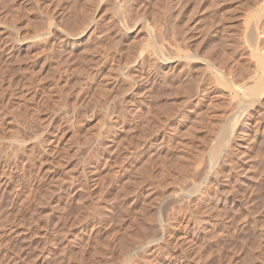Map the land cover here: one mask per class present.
<instances>
[{
    "label": "rangeland",
    "instance_id": "rangeland-1",
    "mask_svg": "<svg viewBox=\"0 0 264 264\" xmlns=\"http://www.w3.org/2000/svg\"><path fill=\"white\" fill-rule=\"evenodd\" d=\"M91 1L92 0H0V173L3 172V174H8V176H6V184L8 186L4 184L3 186L5 188L2 194L0 193V264H9L12 260L14 261V258H16V260L11 264H173L175 263L174 261H176V264H264V130L262 132L264 124H262L263 126L260 130L261 134L259 133L255 142L251 145L252 147L247 149V151L240 152L244 150L245 145H248V143L246 144L243 142L245 135L242 136L243 138L241 139L236 138L238 139V143L234 146V151L231 155L232 160L230 161L231 164L228 163L227 166L220 171L219 176L220 182H224L223 180H226L231 175L232 178H234L228 182L230 184L227 187L228 193L221 194L218 192L217 196L220 198L219 200L213 201L212 198L208 200L209 205L213 207V211L210 210V212H206V208H203L204 210L201 209L199 210L200 212H194L198 213V215L195 214L196 217H209V223L212 225L206 223L205 225L191 228V231L189 230L186 236L182 231L179 220H184L186 216H189L190 209L187 205V202H189L188 197H186V199L183 198L184 200L180 198V203L175 200L177 197H175L174 192L168 193V189H171L170 179L174 181L176 176L183 177L184 173H192L193 170H191L190 166H195L192 158L195 159L196 154L200 155V158L202 157L201 154H208V148L210 144L213 143L211 139L216 132V127H218L222 121L221 117H223V115L225 117V114L228 112H224V107L222 108L221 106V109L215 108L210 111L212 114L202 109L199 120L195 121L191 118H187L190 117L192 113H187V111H189L188 108H190V110L194 108L195 110V108L197 109L199 106L193 107V101L191 100L194 97L193 92L185 93L183 88L180 87L182 83L177 78H174L178 66L177 62L184 60L185 57L183 55L184 53H182L184 51V44L186 42L187 46H190L188 47L189 53L198 52L197 54L201 59H207L204 54L207 53L208 55V53H210L211 55L212 51H214V54L211 55L213 58L217 57L219 54L217 57L219 63L223 60V62L226 63V61L232 57V60L236 58L241 65L239 66L240 69L243 68L242 72L244 71L245 74H247L252 69V63L247 58L248 53H245L248 52V42H246V39L249 37L244 30L248 32V28L250 26L254 27L255 25L254 32L261 33L260 31H264V0H177V2L176 0H141L140 3H138L139 5L125 0V3H127V1L129 3L127 6L130 7V5H132L134 8L136 5V7L135 9L130 7L132 11L128 10L129 7H127L128 9L125 8L126 6L123 7V10L127 9L128 11L125 10L126 13L123 11L125 15L121 13L123 14L122 17L116 16L118 14L115 10L118 7L120 8L121 4L123 5V0H93L96 3L92 1L93 5ZM163 1H166V7ZM170 2L171 5L174 4L172 8H169V5H167ZM262 2L263 4L260 5ZM156 5L162 8V10ZM149 6H156L157 8ZM106 7L109 8L107 9ZM156 9H158V12H156ZM164 9L170 10L167 12V10L165 11ZM171 9L178 11L179 15H176L178 19L175 18V15L171 16ZM72 11L75 12L73 13ZM233 11L234 13H232ZM162 12L165 14L164 16ZM112 14L113 16H111ZM257 15L259 17L258 19ZM246 16L250 18H246ZM254 16H256L257 20H254ZM49 17L51 18L49 19ZM169 18H171V20ZM248 18L249 20L246 21L245 19ZM250 19L254 20H252L254 25H250ZM153 20L159 22L160 29L158 28V23L155 24V26L157 25V27H155L154 24L150 22ZM176 21H179L178 25L180 23V29H184V27L192 28V36L194 39L191 38L190 43L187 40L184 41L183 35H176L174 30H172L174 29L173 25ZM82 22H84V25ZM168 22L170 25H167ZM243 23L246 25L244 26ZM80 24H82L84 28ZM152 24L156 28L154 31ZM73 25L75 26L73 27ZM240 26L243 27L241 28ZM258 27L260 28L258 29ZM79 28L82 31H79ZM76 29L78 31V36L77 33H75ZM180 29L176 28V30ZM155 31L158 34L156 33L155 35ZM221 31L224 32L222 33ZM149 32L150 34H148ZM160 32H163V34ZM241 33L242 36L239 37L238 35H241ZM120 35L122 37H120ZM157 35L163 38H157ZM243 35L246 36H244L245 39L242 38ZM116 36L117 38H115ZM199 36L201 39L198 38ZM171 37V40H167V38ZM154 39L159 40V42ZM115 40L117 42H115ZM176 40H179V42H177L183 47V51L181 54L179 53V56L177 54L175 55L173 50V45ZM243 40L246 41L244 42ZM156 41L160 45L164 43L166 46L161 45L162 48L160 51L157 48L159 44ZM144 43H147L146 45L147 47L149 46V49L146 51L148 53L142 54L143 57L151 53L149 50H151L150 48L152 45L155 46L152 47V50L157 51L158 49V53L155 51V55H153L154 53L150 54L153 56L154 61H144L145 59L143 60V58L140 57L141 49H139V47ZM167 43L171 45H167ZM102 44L104 46L106 45L105 47L103 46L104 50L101 47ZM262 44L264 46V36H260L259 45L261 46ZM109 45H112L111 48ZM208 45L209 47H207ZM211 45L215 48L213 47L212 49ZM47 46L48 48H46ZM193 46H196V48ZM242 46L243 49L247 47L245 49L247 51H243ZM263 46L262 48H264ZM210 48L211 51L209 50ZM119 49H122L121 52ZM233 49H235V51H233ZM186 50L188 51L187 48H185V51ZM202 50L206 52L204 53ZM241 50L242 53L240 54L239 52ZM171 51L173 54L170 53ZM231 51H233L232 56L231 54L229 55ZM221 52L222 55L220 54ZM130 53L135 54L132 55L133 58L129 56L131 55ZM224 53H226V55H224ZM238 54L241 56H238ZM127 55L129 57H127ZM207 55L206 57L210 56ZM223 55L228 57L227 60ZM239 58L242 62L239 61ZM139 59L142 60L140 61ZM122 60H125V62ZM132 60H134L133 62H135L136 65H132ZM136 60H139L138 63ZM217 60H214V64L216 62L215 65H219ZM147 61L149 62L147 63ZM248 65L251 68L247 67ZM52 66H54V68ZM139 68L140 70H138ZM127 72L128 76H125ZM138 75L140 76L138 77ZM174 84L177 86H174ZM119 86L120 89L125 91L122 90V93L119 92ZM126 86L130 89L127 90ZM145 87L148 88L146 89ZM176 91L178 92L176 93ZM115 94H117L116 96L118 98L116 96L114 97ZM189 100H191L192 103H190L191 101ZM222 100L223 101L219 102L227 106L228 98L227 100L225 98ZM75 102L77 104H75ZM121 102H123V104ZM162 102H164L165 105ZM182 103L187 108H185ZM221 103H219V106ZM71 104L73 106H71ZM135 106H137V108ZM124 110L127 111L124 112ZM128 110H130L129 113ZM185 115H187V117ZM213 115L216 117L212 118ZM218 118H220V120H218ZM241 119L240 121H243L244 117H241ZM160 120L161 122H159ZM142 121L148 123L144 124ZM192 121H194V124L196 123L194 128L192 127L194 125ZM211 123H215L216 127L215 124L212 125ZM114 126H116L115 128L119 126V129L113 128ZM131 126L133 127L131 128ZM153 127L156 128L152 129ZM104 129L105 132L103 131ZM183 129L186 131L183 132ZM112 130L116 131L114 132L115 136L109 137L112 141L108 143V145H111L107 148L110 151L106 152L104 151L106 146H104L103 143L101 145L98 142L95 143L94 136H96L97 133L98 135L103 134L105 136L109 131H111L112 134ZM207 132H210V134ZM56 133L58 135H56ZM184 133L186 135H184ZM51 136H53L52 142L54 143L49 142V144L45 141V138ZM143 137L145 138V140L143 139L145 143L142 142V139L140 140V138ZM209 137L212 138L210 139ZM13 138H20L23 140L19 148L17 145L13 147ZM113 138L116 142L113 141ZM160 139H162V142H160ZM198 139L200 142H198ZM155 140L156 144L154 143ZM41 141H43V143ZM152 143H154V145H152ZM53 144H56L58 151L48 154L51 145L54 146ZM42 146L47 147V154L40 157L39 154L42 151ZM254 149H256V151H254ZM256 152L258 155H256ZM53 154L55 155L53 156ZM49 155H51L50 161L53 163L50 162L53 170L52 173H48V178H37L35 175L40 158H45L47 156L49 158ZM191 162L192 165H190ZM4 163L7 165H3ZM92 165H97V167L91 174L90 171L93 169ZM4 167L5 169L3 170ZM181 168L183 170L187 168L191 171L189 172V170L186 169L187 171L183 172ZM193 168L195 171V167L192 166V169ZM228 168L230 170L229 172H227ZM180 169L183 174L179 173ZM167 171L169 172L167 173ZM222 172L225 173L222 174ZM3 174H0V176ZM160 175H162V177H160ZM164 184L167 185L165 186ZM175 184L177 183L174 182V185ZM174 185H172V187ZM53 189L54 191H52ZM165 190L166 192H162ZM172 190L174 191V188ZM203 191L205 190L203 189ZM210 191H212L209 192L211 196L215 198V196H213V189ZM26 193L29 194L28 197H25ZM166 193L171 197L168 196L167 199H165ZM21 197L23 200L21 199L22 202L20 201L19 204L18 201ZM172 197L180 204L174 203V205ZM189 198L191 200L193 199V197ZM163 200L167 203H164ZM186 200L187 202L184 204L183 201ZM168 202L172 203L168 204ZM171 205L174 206V209H172L173 207ZM7 213L9 215H7ZM158 227L165 233V239L162 241L160 240L161 242L159 240H156L157 242L153 241L151 243L153 246L150 248H136V246L141 243L144 246L146 238L151 235L152 231L158 229ZM16 229H18L17 232L19 234L15 232ZM20 229L24 231L21 232ZM166 232H170L171 237L170 235L167 237ZM183 237H185V239H183ZM173 239H177L176 242L175 240L173 242ZM165 240H172L174 244H171V248L168 247V250L166 249L168 252L171 251L167 257L164 254L166 250L159 249V246L163 245Z\"/></svg>",
    "mask_w": 264,
    "mask_h": 264
},
{
    "label": "bare ground",
    "instance_id": "bare-ground-1",
    "mask_svg": "<svg viewBox=\"0 0 264 264\" xmlns=\"http://www.w3.org/2000/svg\"><path fill=\"white\" fill-rule=\"evenodd\" d=\"M72 1V0H71ZM93 1V0H92ZM91 1V2H92ZM95 1V0H94ZM93 1V2H94ZM106 1H109V0H106ZM124 1V2H123ZM122 1V3H123V5L121 4L120 5V8L118 7H116L117 9L115 10V12L118 14V15H116V16H121L122 17V15L124 14V12L123 11H125V10H127L128 8L127 7H129V6H127L129 3H128V1H127V3H125L126 1L125 0H123ZM129 1H131L132 3H136L137 5H139L138 3H140V1L141 0H129ZM161 1V0H160ZM167 1V0H166ZM166 1H163L164 3L166 2ZM214 1V0H213ZM227 1V0H226ZM246 1H248V0H246ZM262 1V0H261ZM58 2V1H57ZM93 2H92V5H93ZM99 2V1H98ZM103 2V1H102ZM150 2V1H149ZM176 2H177V0H176ZM176 2H175V4H176ZM225 2V1H224ZM240 2H242V1H240ZM245 2V1H244ZM75 3H76V1H75ZM82 3V2H81ZM95 3V2H94ZM104 3V2H103ZM110 3V2H109ZM109 3H107V4H109ZM144 3V2H143ZM159 3V2H158ZM173 3V2H172ZM212 3V2H211ZM217 3V2H216ZM215 3V4H216ZM248 3V2H247ZM3 4V3H2ZM65 4V3H64ZM96 4V3H95ZM106 4V3H105ZM134 4H133V6H134ZM149 4V3H148ZM152 4H153V2H152ZM178 4V3H177ZM237 4H239V3H237ZM241 4V3H240ZM263 4V2L260 4V5H262ZM71 5V4H70ZM81 5V4H80ZM79 5V6H80ZM85 5V4H84ZM141 5H143V4H141ZM150 5V4H149ZM167 5H169V8H172V6H174V4L173 5H171V2L169 3V4H167ZM73 6V5H72ZM86 6V5H85ZM115 6V5H114ZM126 6V7H125ZM147 6V5H146ZM146 6H144V7H146ZM157 6V5H156ZM156 6H154V7H156ZM160 6V5H159ZM202 6V5H201ZM238 6V5H237ZM244 6V5H243ZM264 6V5H263ZM60 7V6H59ZM82 7V6H81ZM123 7H125V8H127V9H124L123 10ZM130 7H132V5H130ZM130 7H129V9L128 10H131L130 9ZM135 7H136V5H135ZM135 7L133 8V9H135ZM149 7H153V6H149ZM153 7V8H154ZM158 7V6H157ZM156 7V8H157ZM165 7H166V3H165ZM168 7V6H167ZM182 7V6H181ZM248 7V6H247ZM58 8V7H57ZM70 8V7H69ZM107 8V7H106ZM109 8V7H108ZM107 8V9H108ZM111 8V7H110ZM159 9H161L162 10V8H160V7H158ZM177 8H180V7H177ZM183 8V7H182ZM212 8V7H211ZM229 8V7H228ZM235 8V7H234ZM241 8V7H240ZM246 8V7H245ZM79 9H81V8H79ZM78 9V10H79ZM82 9H83V7H82ZM85 9V8H84ZM92 9H94V8H92ZM105 9V8H104ZM103 9V10H104ZM115 9V8H114ZM137 9V8H136ZM73 10H74V8H73ZM102 10V11H103ZM127 10V11H128ZM144 10V9H143ZM150 10V9H149ZM152 10H154V9H152ZM158 9H156V12H158L157 11ZM165 10V9H164ZM164 10H163V12H164ZM167 10V9H166ZM165 10V11H166ZM170 10V9H169ZM169 10H167V12H169ZM172 10V15L171 16H173V15H175V18L176 19H178L177 17H176V15H179L178 14V11H176V10H173V9H171ZM179 10V9H178ZM232 10V9H231ZM255 10H258V9H255ZM264 10V9H263ZM59 11V10H58ZM61 11V10H60ZM82 11V10H81ZM86 11V10H85ZM107 11H114V10H107ZM132 11V10H131ZM235 11V10H234ZM234 11L232 12V13H234ZM252 11V10H251ZM71 12V11H70ZM69 12V13H70ZM73 12V11H72ZM75 12V11H74ZM73 12V13H74ZM111 12V13H112ZM130 12V11H129ZM137 12V11H136ZM140 12V11H139ZM138 12V13H139ZM150 12V11H149ZM154 12V11H153ZM163 12H162V14H163ZM180 12V11H179ZM254 12H256V11H254ZM59 13V12H58ZM78 13V12H77ZM79 13H80V10H79ZM85 13H87V12H85ZM90 13H91V11H90ZM100 13V12H99ZM102 13V12H101ZM121 13H123V14H121ZM125 13H126V11H125ZM128 13V12H127ZM155 13V12H154ZM170 13V14H171ZM218 13V12H217ZM216 13V14H217ZM225 13V12H224ZM228 13H230V12H228ZM238 13V12H237ZM248 13V12H247ZM257 13H259V12H257ZM52 14V13H51ZM84 14V13H83ZM96 14V13H95ZM159 14V13H158ZM161 14V13H160ZM161 14V15H162ZM204 14V13H203ZM249 14V13H248ZM56 15V14H55ZM60 15V14H59ZM108 15V14H107ZM125 15V14H124ZM130 15V14H129ZM165 14H163V16H164ZM169 15V14H168ZM188 15V14H187ZM220 15V14H219ZM236 15V14H235ZM253 15H254V13H253ZM256 15V14H255ZM261 15V14H260ZM47 16V15H46ZM111 16H113V14L111 15ZM110 16V17H111ZM132 16H133V14H132ZM139 16V15H138ZM155 16V15H154ZM153 16V17H154ZM157 16V15H156ZM202 16V15H201ZM224 16V15H223ZM75 17V16H74ZM76 17H77V15H76ZM84 17V16H83ZM115 17V16H114ZM127 17V16H126ZM146 17V16H145ZM153 17H152V19H153ZM158 17V16H157ZM247 17H249V16H246V18ZM250 17H251V15H250ZM249 17V18H250ZM255 18H254V20L256 19V16H254ZM47 18V17H46ZM51 17H49V19H50ZM60 18V17H59ZM91 18V17H90ZM108 18V17H107ZM117 18V17H116ZM124 18V17H123ZM155 18V17H154ZM159 18V17H158ZM166 18H167V15H166ZM174 18V19H175ZM182 18V17H181ZM195 18V17H194ZM212 18V17H211ZM232 18V17H231ZM230 18V19H231ZM249 18L248 19H245L246 21L247 20H249ZM253 18V17H252ZM259 17H258V15H257V19H258ZM264 18V17H263ZM57 19V18H56ZM73 19V18H72ZM71 19V20H72ZM77 19V18H76ZM104 19V18H103ZM115 19V18H114ZM125 19V18H124ZM129 19H131V18H129ZM132 19H134V18H132ZM135 19H136V17H135ZM151 19V20H152ZM156 19V18H155ZM168 19V18H167ZM170 20H171V18H169ZM190 19V18H189ZM198 19V18H197ZM210 19V18H209ZM216 19V18H215ZM233 19H235V18H233ZM256 19V20H257ZM62 20V19H61ZM79 20V19H78ZM99 20V19H98ZM118 20H120V19H118ZM156 20H158V19H156ZM191 20V19H190ZM194 20V19H193ZM207 20V19H206ZM251 20V19H250ZM253 20V19H252ZM251 20V23H250V25L251 24H253V21ZM260 20V19H259ZM76 21V20H75ZM81 21V20H80ZM86 21V20H85ZM94 21V20H93ZM128 21H130V20H128ZM154 21V22H153ZM153 21H150V22H152L153 24H154V26H155V24L156 23H158V28H159V22H155V20H153ZM169 21V20H168ZM173 21V20H172ZM222 21V20H221ZM73 22V21H72ZM79 22V21H78ZM124 22H125V20H124ZM141 22V21H140ZM145 22H146V20H145ZM164 22H165V20H164ZM167 22V21H166ZM174 22V21H173ZM178 22L179 21H176V23L173 25V27H174V29H172V30H174V32H175V34L177 35V34H179L180 36H182L183 35V39H184V41L185 40H187V41H189V43H190V41H191V38H193V36H192V28L190 27V28H188V27H184V29H180V23H179V25H178ZM201 22V21H200ZM208 22V21H207ZM206 22V23H207ZM216 22H217V19H216ZM74 23V22H73ZM80 23V22H79ZM84 22H82V24H83ZM95 23V22H94ZM105 23H107V22H105ZM114 23V22H113ZM116 23H118V22H116ZM229 23V22H228ZM258 23V22H257ZM78 24V23H77ZM82 24H80V25H82ZM111 24H112V22H111ZM153 24H152V26H153ZM214 24H215V22H214ZM218 24V23H217ZM242 24V23H241ZM248 24V23H247ZM256 24V23H255ZM72 25V24H71ZM79 25V26H80ZM84 25V24H83ZM82 25V26H83ZM115 25V24H114ZM113 25V26H114ZM117 25V24H116ZM131 25V24H130ZM140 25V24H139ZM167 25H170V23L168 22V24ZM179 27H178V26ZM195 25V24H194ZM201 25V24H200ZM204 25V24H203ZM218 25H220V24H218ZM243 25H244V23H243ZM246 25V24H245ZM244 25V26H245ZM254 25V24H253ZM257 25V24H256ZM263 25V24H262ZM75 25H73V27H74ZM106 26V25H105ZM112 26V27H113ZM135 26V25H134ZM142 26H143V23H142ZM153 26V27H154ZM193 26V25H192ZM216 26V25H215ZM234 26V25H233ZM261 26V25H260ZM46 27V26H45ZM110 27V26H109ZM109 27H107V28H109ZM119 27H121V26H119ZM152 27V28H153ZM155 27H157V25L155 26ZM154 27V29H153V31L154 30H156V28ZM166 27V26H165ZM197 27V26H196ZM217 27V26H216ZM223 27V26H222ZM241 28L243 27V26H240ZM249 27V26H248ZM254 27H256L255 25H254ZM254 27H249L248 28V32H246L245 30H244V32L245 33H247V36L249 37L248 39H246L245 41L246 42H248V44H247V47H248V52H245L246 54H247V58H248V60L252 63V69L250 70V72H248L249 71V69H248V73L247 74H245V72L243 73L242 72V70H243V68L242 69H240V67L239 66H241L240 64H239V62H238V60L236 59V58H234L233 60H232V58H229V60H227V56H224V55H226V53H224V58L226 57V63L225 62H223V61H221V63H219L218 61L219 60H217V57H218V55H217V57H215V58H213V56H211V55H213L214 53V51H212V54L210 55V53H208V55H210V56H208L207 55V53L206 54H204L205 55V58H207V59H204V58H202L201 59V57H199V55L196 53V52H193V53H189V48L188 47H190V46H187V44H186V42H185V44H184V48L183 47H181V44L180 43H178L179 42V40H176V42H175V44L173 45V50H174V53H175V55L177 54L178 56L181 54V52L182 53H184L183 55L185 56L184 57V60H182V61H178L177 62V64H178V66H177V70L175 71V74H174V78H177L182 84H180L181 86L180 87H182L183 88V91L185 92V93H188V92H193V95H194V97H193V99H191L192 101H193V107L194 106H199V108L197 107V109L195 108V110H194V108L193 109H191L190 110V108H188V110L189 111H187V113L188 112H192L191 114H190V117H187V115H185L187 118H191V119H193V120H199L200 119V116H201V113H202V109H203V111H205L206 110V112H209V113H211L210 111H212L213 109H215V108H220L221 109V106H222V108L224 109L223 111L224 112H227L226 114H225V117H224V115H223V117H221L222 119V121L220 122V124H219V126L218 127H216V124L215 123H217V122H215V123H213V124H215V127L217 128H215L216 129V132L214 133V135H213V138L212 137H209L211 140H212V142L213 143H209L210 144V146H209V148H208V154L207 155H203V154H201V158H200V155H198V154H196V152L198 151H196L195 152V159L194 158H192L194 161H193V164H195V166L194 165H192V162H191V164L190 165H192L193 167H195V171H194V168L192 169V166H190V168H191V170H193V172L192 173H190V174H188V172L187 173H184L183 174V172H185V171H187V170H189V169H187V168H185L184 170H183V172H181V169H180V171H179V173H182L183 174V177L181 176V174H180V176L181 177H179V176H176V175H174V176H176L177 178H178V180H177V178L175 177V180L173 181H171V179H170V184H171V189H168L169 190V194H170V192L172 193V192H174V194H175V197H177V199L175 198V200H177V201H179L180 203H181V199L182 200H184L183 198H185L186 199V197H188V200H189V202H187V200L186 201H183V203L185 204L186 202H187V205H188V208L190 209V213H189V216H186L185 218H184V220H179V224L182 226V231H183V233H185V235H186V233L191 229V228H194V227H198V226H202V225H205L206 223H208V224H211V223H209V220H208V218H206V217H196V215L195 214H197L198 215V213H194L195 211L196 212H200L199 210H201V209H203V208H206L205 210H207L206 212H210V210H212V206H210L209 205V199L210 198H212L213 199V201L215 200V201H217V200H219L220 198L217 196V193L218 192H220L221 194H226V193H228V191H227V187H228V185H230L228 182H230V180L231 179H234V178H232V175L231 176H229L226 180H223L224 182H220L219 181V176H220V171L221 170H223V168H225V166H227V164L228 163H230V161L232 160V158H231V155H232V153H233V151H234V146L236 145V143H238L237 141H238V139H236V138H243L242 136H244L245 135V138H243V142L244 143H248V145H245V147H244V150L243 151H240L241 153L242 152H244V151H247V149H249L250 147H252L251 145L255 142V139L257 138V136L259 135V133H260V130H261V127L263 126L262 124H264L263 122H264V48H262V46H263V44L260 46L259 45V43H260V36H264V31H260L261 33H256V32H254ZM262 27V26H261ZM78 28V27H77ZM83 28H84V26H83ZM83 28H81V29H83ZM92 28V27H91ZM117 28V27H116ZM115 28V29H116ZM122 28V27H121ZM127 28V27H126ZM129 28V27H128ZM139 28H141V27H139ZM157 28V29H158ZM176 28L178 29H180V30H176ZM211 28V27H210ZM209 28V29H210ZM260 27H258V29H259ZM46 29V28H45ZM74 29V28H73ZM103 29V28H102ZM146 29V28H145ZM160 29V28H159ZM164 29H166V28H164ZM205 29V28H204ZM204 29H202V30H204ZM208 29V30H209ZM244 29V28H243ZM79 31H82V30H80V28L78 29ZM91 30V29H90ZM100 30V29H99ZM144 30V29H143ZM162 30V29H161ZM169 30V29H168ZM199 30H200V27H199ZM218 30H219V28H218ZM221 30V29H220ZM241 30V29H240ZM247 30V29H246ZM104 31H107V30H104ZM103 31V32H104ZM113 31V30H112ZM121 31H122V29H121ZM120 31V32H121ZM159 31V30H158ZM212 31V30H211ZM256 31V30H255ZM39 32V31H38ZM41 32V31H40ZM73 32V31H72ZM118 32H119V28H118ZM128 32V31H127ZM144 32V31H143ZM204 32V31H203ZM216 32V31H215ZM222 32V31H221ZM220 32V33H221ZM224 32V31H223ZM222 32V33H223ZM242 32V31H241ZM243 32V33H244ZM68 33V32H67ZM71 33V32H70ZM75 33H77V36H78V31H77V29H76V32ZM74 33V34H75ZM145 33H146V31H145ZM144 33V34H145ZM156 31L154 32V34L156 35ZM161 34H163V32H160ZM198 33V32H197ZM240 33V32H239ZM244 33V34H245ZM111 34V33H110ZM136 34V33H135ZM148 34H150V32L148 33ZM158 34V33H157ZM161 34H159V35H161ZM199 34V33H198ZM205 34V33H204ZM227 34V33H226ZM230 34V33H229ZM228 34V35H229ZM260 34V35H259ZM67 35V34H66ZM111 35H113V34H111ZM126 35V34H125ZM142 35V34H141ZM151 35H152V33H151ZM154 35V36H155ZM171 35V34H170ZM200 35V34H199ZM71 36V35H70ZM72 36H73V34H72ZM76 36V35H75ZM99 36V35H98ZM133 36H134V34H133ZM158 36V35H157ZM156 36V37H157ZM163 36V35H162ZM166 36V35H165ZM164 36V37H165ZM167 36H168V34H167ZM233 36V35H232ZM239 37L240 36H242V33H241V35H238ZM244 36L245 35H243V37L242 38H244ZM120 37H122L121 35H120ZM137 37V36H136ZM141 37V36H140ZM146 37V36H145ZM155 37V38H156ZM201 37H202V35H201ZM234 37V36H233ZM232 37V38H233ZM246 37V36H245ZM115 38H117V36L115 37ZM124 38V37H123ZM138 38V37H137ZM157 38H163V37H160V36H158ZM198 38H200V36L198 37ZM203 38V37H202ZM205 38V37H204ZM62 39V38H61ZM114 39V38H113ZM131 39V38H130ZM136 39V38H135ZM134 39V40H135ZM140 39H144V38H140ZM152 39V38H151ZM168 39H172V37L171 38H167V40ZM174 39V38H173ZM182 39V38H181ZM182 39V40H183ZM194 39V38H193ZM201 39V38H200ZM212 39V38H211ZM223 39V38H222ZM245 39V38H244ZM51 40V39H50ZM72 40V39H71ZM83 40V39H82ZM117 40V39H116ZM115 40V42H117ZM132 40V39H131ZM154 40H157V39H154ZM161 40V39H160ZM167 40L165 39V41L167 42ZM169 40V41H170ZM175 40V39H174ZM204 40V39H203ZM234 40V39H233ZM34 41V40H33ZM106 41H107V39H106ZM114 41V40H113ZM122 41V40H121ZM143 41V40H142ZM158 42H159V40H157ZM156 41V42H157ZM163 41V40H162ZM164 41V42H165ZM209 41V40H208ZM238 41V40H237ZM241 41V40H240ZM244 41V40H243ZM244 41V42H245ZM66 42V41H65ZM70 42V41H69ZM90 42V41H89ZM92 42V41H91ZM114 42V43H115ZM134 42V41H133ZM136 42V41H135ZM138 42V41H137ZM157 42V43H158ZM161 42V41H160ZM193 42V41H192ZM202 42V41H201ZM215 42H217V41H215ZM44 43H45V41H44ZM72 43V42H71ZM93 43H95V42H93ZM99 43V42H98ZM118 43H119V41H118ZM121 43V42H120ZM124 43V42H123ZM126 43H128V42H126ZM149 43V42H148ZM154 43V42H153ZM156 43V44H157ZM172 43V42H171ZM188 43V44H189ZM194 43V42H193ZM192 43V44H193ZM220 43V42H219ZM48 44V43H47ZM100 44V43H99ZM109 44H110V42H109ZM112 44V43H111ZM129 44H130V42H129ZM136 44V43H135ZM147 44V43H146ZM145 43L142 45H140V47H139V49H141L140 50V57H142L143 58V60L144 61H146V60H153L154 61V59H153V56L152 55H150L151 53L153 54V55H155V51L156 50H152L153 48L152 47H155V46H153L152 45V47L150 48L151 50H149L151 53L146 57V56H142V54L143 53H148V52H146V51H148L147 49H149L148 47H147V45H146ZM159 44V43H158ZM169 43H167V45H168ZM199 44V43H198ZM211 44H212V42H211ZM215 44V43H214ZM230 44V43H229ZM241 44V43H240ZM243 44V43H242ZM113 45V44H112ZM111 45V46H112ZM115 45V44H114ZM127 45V44H126ZM132 45V44H131ZM137 45V44H136ZM138 45H139V43H138ZM149 45V44H148ZM160 45V44H159ZM159 45H157V48L161 51V45H165L166 46V44H164V43H162L160 46ZM169 45H171V44H169ZM194 45V44H193ZM206 45V44H205ZM213 45V44H212ZM211 45V46H212ZM223 45V44H222ZM227 45H228V43H227ZM68 46V45H67ZM76 46V45H75ZM97 46H98V44H97ZM103 44H102V48H103ZM106 46V45H105ZM104 46V47H105ZM110 46V45H109ZM108 46V47H109ZM111 46H110V48H111ZM116 46V45H115ZM159 46V47H158ZM192 46V45H191ZM220 46V45H219ZM233 46V45H232ZM246 46V45H245ZM49 47H50V45H49ZM58 47V46H57ZM70 47V46H69ZM126 47V46H125ZM134 47V46H133ZM172 47V46H171ZM194 47V46H193ZM192 47V48H193ZM207 47H209V45L207 46ZM213 47L214 46H212V49H213ZM228 47V46H227ZM235 47V46H234ZM239 47V46H238ZM246 47V48H247ZM264 47V46H263ZM41 48V47H40ZM46 48H48V46L46 47ZM59 48V47H58ZM91 48V47H90ZM94 48V47H93ZM97 48V47H96ZM119 48V47H118ZM129 48H131V47H129ZM182 48H183V50H182ZM185 48H187L188 49V51L186 50L185 51ZM194 48H196V46L194 47ZM200 48V47H199ZM204 48V47H203ZM215 48V47H214ZM223 48V47H222ZM245 48V47H244ZM245 48V49H246ZM92 49V48H91ZM90 49V50H91ZM108 49V48H107ZM117 49V48H116ZM124 49V48H123ZM127 49V48H126ZM136 49V48H135ZM137 49H138V46H137ZM138 49V50H139ZM158 49H157V53H158ZM171 49V48H170ZM191 49V48H190ZM237 49V48H236ZM245 49H243V46H242V50L244 51ZM62 50V49H61ZM84 50V49H83ZM88 50V49H87ZM94 50V49H93ZM96 50V49H95ZM98 50V49H97ZM103 50H104V48H103ZM120 50V49H119ZM122 50V49H121ZM121 50H120V52H121ZM132 50V49H131ZM205 50V49H204ZM210 51H211V48L209 49ZM231 50V49H230ZM242 50L239 52L240 54L242 53ZM48 51V50H47ZM72 51V50H71ZM99 51V50H98ZM109 51V50H108ZM126 51V50H125ZM128 51V50H127ZM209 51V52H210ZM216 51H218V50H216ZM216 51H215V55H216ZM220 51V50H219ZM233 51H235V49H233ZM233 51H231L230 53H229V55L231 54V56L233 55L232 54V52ZM245 51H247V50H245ZM48 52H50V51H48ZM89 52H91V51H89ZM96 52V51H95ZM115 52V51H114ZM163 52V51H162ZM202 52H204L203 50H202ZM206 52V51H205ZM204 52V53H205ZM228 52H229V50H228ZM33 53V52H32ZM36 53V52H35ZM41 53V52H40ZM98 53V52H97ZM136 53V52H135ZM168 53V52H167ZM170 53H172V51L170 52ZM180 53V54H179ZM234 53H237V52H234ZM245 53H244V55H245ZM82 54V53H81ZM125 54V53H124ZM128 54V53H127ZM131 54V53H130ZM134 53H132L131 55H129L130 57L133 55ZM137 54V53H136ZM139 54V53H138ZM165 54V53H164ZM173 54V53H172ZM201 54V53H200ZM221 55H222V52L220 53ZM228 54V53H227ZM240 54H238V56H241ZM31 55V54H30ZM89 55V54H88ZM102 55V54H101ZM104 55V54H103ZM119 55H120V53H119ZM118 55V56H119ZM123 55V54H122ZM135 55V54H134ZM206 55L208 56V57H206ZM50 56V55H49ZM68 56V55H67ZM81 56V55H80ZM84 56V55H83ZM96 56V55H95ZM128 55H127V57H129ZM152 56V57H151ZM177 56V57H178ZM223 56H222V58H223ZM235 56V55H234ZM124 57V56H123ZM155 57V56H154ZM181 57V56H180ZM204 57V56H203ZM44 58V57H43ZM95 58V57H94ZM132 58H133V56H132ZM135 58V57H134ZM219 58H221V57H219ZM223 58V59H224ZM238 58V57H237ZM241 58V57H240ZM240 58H239V61H241L240 60ZM46 59V58H45ZM57 59V58H56ZM79 59V58H78ZM91 59V58H90ZM114 59H116V58H114ZM118 59H120V58H118ZM125 59V58H124ZM127 59V58H126ZM131 59V58H130ZM136 59H137V57H136ZM183 59V58H182ZM231 59V60H230ZM61 60V59H60ZM60 60H59V62H60ZM135 60V59H134ZM134 60H132V62L134 61ZM140 60V59H139ZM138 60V61H139ZM142 60V59H141ZM140 60V61H141ZM180 60H181V58H180ZM214 60H217V62L219 63V65L217 64V65H215L216 64V62H215V64H214ZM222 60V59H221ZM52 61H54V60H52ZM87 61V60H86ZM95 61H97V60H95ZM122 61H124L125 62V60H122ZM126 61H129V60H126ZM131 61V60H130ZM137 61V60H136ZM138 61H137V63H138ZM245 61V60H244ZM43 62H45V61H43ZM56 62V61H55ZM93 62V61H92ZM132 62H130V63H132ZM149 61H147V63H148ZM160 62V61H159ZM175 62V61H174ZM242 62V61H241ZM51 63V62H50ZM94 63V62H93ZM101 63V62H100ZM130 63H129V65H130ZM143 63V62H142ZM157 63V62H156ZM247 63H249V62H247ZM58 64V63H57ZM116 64H118V63H116ZM173 64H175V63H173ZM243 64V63H242ZM48 65V64H47ZM55 65V64H54ZM132 65H136V63L135 62H133L132 63ZM139 65H140V63H139ZM150 65V64H149ZM159 65V64H158ZM56 66V65H55ZM66 66V65H65ZM76 66V65H75ZM115 66H117V65H115ZM49 67V66H48ZM53 68H54V66H52ZM123 67V66H122ZM121 67V68H122ZM160 67V66H159ZM247 67H250L249 65L247 66ZM82 68V67H81ZM125 68V67H124ZM132 68V67H131ZM251 68V67H250ZM56 69V68H55ZM117 69V68H116ZM120 69V68H119ZM134 69V68H133ZM136 69V68H135ZM144 69V68H143ZM247 69V68H246ZM245 69V70H246ZM81 70V69H80ZM126 70V69H125ZM124 70V71H125ZM137 70V69H136ZM138 70H140V68L138 69ZM54 71V70H53ZM79 71V70H78ZM88 71H90V70H88ZM121 71H122V69H121ZM128 71V70H127ZM132 71V70H131ZM142 71V70H141ZM158 71V70H157ZM156 71V72H157ZM107 72V71H106ZM161 72H163V71H161ZM76 73V72H75ZM78 73V72H77ZM88 73V72H87ZM103 73V72H102ZM124 73V72H123ZM134 73V72H133ZM132 73V74H133ZM58 74V73H57ZM143 74V73H142ZM169 74V73H168ZM131 75V74H130ZM134 75V74H133ZM132 75V76H133ZM141 75V74H140ZM140 75H138V77L140 76ZM166 75V74H165ZM106 76V75H105ZM125 76H128V72L126 73V75ZM131 76V77H132ZM142 76V75H141ZM51 77V76H50ZM62 77V76H61ZM102 77V76H101ZM104 77V76H103ZM122 77H124V76H122ZM156 77V76H155ZM166 77V76H165ZM120 78H121V76H120ZM124 78H126V77H124ZM141 78V77H140ZM139 78V79H140ZM151 78V77H150ZM77 79V78H76ZM85 79V78H84ZM99 79H101V78H99ZM104 79V78H103ZM119 79V78H118ZM123 79V78H122ZM144 79V78H143ZM78 80V79H77ZM161 80V79H160ZM171 80V79H170ZM174 80V79H173ZM177 80V81H178ZM58 81V80H57ZM85 81H87V80H85ZM98 81H100V80H98ZM148 81V80H147ZM163 81V80H162ZM165 81V80H164ZM169 81V80H168ZM178 81V82H179ZM101 82V81H100ZM119 82V81H118ZM139 82V81H138ZM151 82V81H150ZM177 82V83H178ZM96 83H98V82H96ZM114 83V82H113ZM167 83V82H166ZM169 83V82H168ZM176 83V84H177ZM80 84V83H79ZM103 84V83H102ZM106 84V83H105ZM118 84V83H117ZM132 84V83H131ZM176 84H174V86L176 85ZM114 85V84H113ZM130 85V84H129ZM172 85V84H171ZM177 85H179V84H177ZM176 85V86H177ZM83 86V85H82ZM101 86V85H100ZM111 86V85H110ZM123 86H125V85H123ZM131 86V85H130ZM149 86V85H148ZM88 87V86H87ZM99 87V86H98ZM102 87V86H101ZM132 87V86H131ZM162 87V86H161ZM166 87V86H165ZM164 87V88H165ZM171 87V86H170ZM179 87V88H180ZM89 88V87H88ZM87 88V89H88ZM91 88V87H90ZM116 88V87H115ZM124 88V87H123ZM126 88H127V86H126ZM146 88V87H145ZM148 88V87H147ZM146 88V89H147ZM118 89H120V86H119V88ZM130 89V88H129ZM128 88H127V90H129ZM168 89H170V88H168ZM100 90H102V89H100ZM106 90V89H105ZM123 89H120V91L119 92H121ZM166 90V89H165ZM175 90V89H174ZM98 91V90H97ZM96 91V92H97ZM123 91H125V90H123ZM139 91V90H138ZM61 92V91H60ZM59 92V93H60ZM95 92V91H94ZM116 92V91H115ZM159 92V91H158ZM178 91H176V93H177ZM117 93V92H116ZM122 93V92H121ZM170 93V92H169ZM85 94V93H84ZM98 94V93H97ZM100 94V93H99ZM107 94V93H106ZM135 94V93H134ZM173 94V93H172ZM174 94H175V92H174ZM173 94V95H174ZM179 94V93H178ZM117 94H115L114 95V97L116 96ZM120 95V94H119ZM122 95V94H121ZM146 95V94H145ZM176 95V94H175ZM187 95V94H186ZM63 96V95H62ZM84 96V95H83ZM149 96V95H148ZM177 96V95H176ZM93 97H95V96H93ZM117 97V96H116ZM181 97V96H180ZM188 97V96H187ZM190 97H191V95H190ZM189 97V98H190ZM85 98V97H84ZM101 98V97H100ZM106 98V97H105ZM118 98V97H117ZM183 98V97H182ZM223 98H225L226 100H227V98H228V103L226 104L227 106H225V105H223L221 102H219V101H223L222 99ZM58 99V98H57ZM83 99V98H82ZM126 99V98H125ZM138 99V98H137ZM219 99H221V100H219ZM75 100H77V99H75ZM81 100V99H80ZM103 100H105V99H103ZM117 100H120V99H117ZM123 100V99H122ZM128 100V99H127ZM191 100H189V101H191ZM72 101H73V99H72ZM79 101V100H78ZM87 101H89V100H87ZM132 101H134V100H132ZM141 101V100H140ZM163 101V100H162ZM171 101V100H170ZM183 101V100H182ZM185 101V100H184ZM192 101L190 102V103H192ZM195 101V102H194ZM85 102H86V100H85ZM108 102V101H107ZM129 102V101H128ZM90 103V102H89ZM104 103V102H103ZM106 103V102H105ZM122 104H123V102H121ZM134 103V102H133ZM137 103V102H136ZM163 104H164V102H162ZM171 103V102H170ZM219 103H221L220 104V106H219ZM60 104V103H59ZM73 104V103H72ZM71 104V106H73ZM75 104H77L76 102H75ZM85 104V103H84ZM114 104V103H113ZM140 104V103H139ZM143 104V103H142ZM183 104V103H182ZM89 105V104H88ZM93 105V104H92ZM99 105V104H98ZM105 105V104H104ZM146 105H147V103H146ZM150 105V104H149ZM165 105V104H164ZM184 105V104H183ZM182 105V106H183ZM118 106H121V105H118ZM185 106V105H184ZM192 106V105H191ZM219 106V107H218ZM104 107V106H103ZM113 107V106H112ZM136 108H137V106H135ZM134 107V108H135ZM154 107V106H153ZM176 107V106H175ZM122 108V107H121ZM159 108V107H158ZM157 108V109H158ZM179 108V107H178ZM185 108H187L186 106H185ZM225 108H227V109H225ZM61 109V108H60ZM76 109V108H75ZM109 109H110V107H109ZM123 109V108H122ZM171 109V108H170ZM132 110V109H131ZM146 110V109H145ZM164 110H165V108H164ZM226 110V111H225ZM125 111H127V110H124V112ZM129 111L130 110H128V113H129ZM136 111V110H135ZM174 111V110H173ZM179 111V110H178ZM76 112V111H75ZM80 112V111H79ZM104 112V111H103ZM145 112V111H144ZM147 112H148V110H147ZM169 112H170V110H169ZM177 112V111H176ZM220 112H222V111H220ZM68 113V112H67ZM69 113H70V111H69ZM110 113V112H109ZM127 113V114H128ZM136 113V112H135ZM162 113V112H161ZM182 113V112H181ZM186 113V114H187ZM216 113V112H215ZM65 114V113H64ZM75 114V113H74ZM151 114V113H150ZM182 114H184V113H182ZM189 114V113H188ZM212 114V113H211ZM218 114V113H217ZM220 114V113H219ZM143 115V114H142ZM146 115V114H145ZM166 115V114H165ZM164 115V116H165ZM175 115V114H174ZM181 115V114H180ZM210 115V114H209ZM209 115H208V117H209ZM81 116V115H80ZM102 116V115H101ZM122 116V115H121ZM130 116V115H129ZM132 116V115H131ZM171 116V115H170ZM219 116V115H218ZM89 117V116H88ZM150 117V116H149ZM173 117V116H172ZM214 117H216V116H214L213 115V117L212 118H214ZM241 117L243 118L244 117V120L243 121H240V120H242L241 119ZM70 118V117H69ZM210 118V117H209ZM87 119H89V118H87ZM97 119V118H96ZM133 119V118H132ZM131 119V120H132ZM149 119V118H148ZM152 119V118H151ZM176 119V118H175ZM188 119V120H189ZM206 119V118H205ZM224 119V120H223ZM50 120V119H49ZM130 120V121H131ZM136 120V119H135ZM162 120V119H161ZM161 120L159 121V122H161ZM210 120V119H209ZM218 120H220V118H218ZM79 121V120H78ZM164 121V120H163ZM206 121V120H205ZM204 121V122H205ZM215 121V120H214ZM72 122V121H71ZM134 122V121H133ZM143 122V121H142ZM193 122V124H194V121H192ZM198 122V121H197ZM213 122V121H212ZM219 122V121H218ZM77 123V122H76ZM144 123V122H143ZM148 123V122H147ZM147 123H144V124H147ZM154 123V122H153ZM164 123H166V122H164ZM169 123V122H168ZM172 123V122H171ZM191 123V122H190ZM199 123V122H198ZM206 123V122H205ZM209 123V122H208ZM58 124V123H57ZM141 124V123H140ZM139 124V125H140ZM167 124V123H166ZM196 124V123H195ZM195 124L192 126L193 128H194V126H195ZM210 124V123H209ZM212 124V123H211ZM212 124V125H213ZM218 124V123H217ZM99 125V124H98ZM102 125V124H101ZM101 125H100V127H101ZM141 125H143V124H141ZM153 125V124H152ZM157 125V124H156ZM171 125V124H170ZM205 125V124H204ZM211 125V126H212ZM31 126V125H30ZM62 126V125H61ZM145 126V125H144ZM147 126V125H146ZM206 126V125H205ZM108 127V126H107ZM106 127V128H107ZM116 126H114L113 128H115ZM119 127V126H118ZM117 127V128H118ZM127 127V126H126ZM133 126H131V128H132ZM162 127V126H161ZM160 127V128H161ZM173 127V126H172ZM214 127V126H213ZM33 128V127H32ZM57 128V127H56ZM55 128V129H56ZM102 128V127H101ZM117 128H115V129H117ZM128 128H130V127H128ZM140 128V127H139ZM154 128H156V127H153L152 129H154ZM159 128V127H158ZM157 128V129H158ZM168 128V127H167ZM212 128V127H211ZM210 128V129H211ZM54 129V130H55ZM100 129V128H99ZM119 129V128H118ZM146 129V128H145ZM165 129V128H164ZM190 129H192V128H190ZM77 130V129H76ZM109 130V129H108ZM132 130V129H131ZM160 130V129H159ZM169 130V129H168ZM184 130V129H183ZM182 130V131H183ZM187 130H188V128H187ZM195 130H196V128H195ZM263 130H264V127L262 128V132H263ZM35 131V130H34ZM83 131V130H82ZM104 132H105V129L103 130ZM120 131H121V129H120ZM130 131V130H129ZM136 131V130H135ZM139 131H141V130H139ZM147 131V130H146ZM156 131V130H155ZM158 131V130H157ZM171 131V130H170ZM186 130H184L183 132H185ZM190 131V130H189ZM213 131V130H212ZM62 132V131H61ZM74 132V131H73ZM86 132V131H85ZM99 132V131H98ZM100 132H101V130H100ZM112 134H111V131H109L108 132V134H105V136L102 134V135H98V133H97V135L96 136H94V142L95 143H100V145L103 143V145L104 146H106V148H104V151H106V152H108V151H110L109 149H107V148H109L111 145H108V143H110L112 140H110L109 139V137H111V136H115L114 135V132H116V131H113L112 130ZM152 132H154V131H152ZM180 132V131H179ZM188 132V131H187ZM186 132V133H187ZM204 132V131H203ZM211 132V131H210ZM210 132H207V133H209L210 134ZM52 133V132H51ZM55 133V132H54ZM103 133V132H102ZM137 133V132H136ZM144 133H145V131H144ZM143 133V134H144ZM170 133H173V132H170ZM195 133V132H194ZM206 133V134H207ZM75 134V133H74ZM79 134V133H78ZM101 134V133H100ZM111 134V135H110ZM147 134V133H146ZM183 134V133H182ZM193 134V133H192ZM261 134V133H260ZM56 135H58L57 133H56ZM89 135V134H88ZM139 135V134H138ZM163 135V134H162ZM184 135H186L185 133H184ZM194 135V134H193ZM62 136V135H61ZM71 136V135H70ZM89 136H91V135H89ZM88 136V137H89ZM129 136V135H128ZM147 136H149V135H147ZM173 136V135H172ZM191 136V135H190ZM24 137V136H23ZM52 137L53 136H51V137H49V138H45V141L47 142V143H51L52 142ZM55 137V136H54ZM92 137V136H91ZM136 137V136H135ZM163 137V136H162ZM161 137V138H162ZM168 137V136H167ZM170 137V136H169ZM176 137V136H175ZM186 137V136H185ZM184 137V138H185ZM22 138V137H21ZM86 138V137H85ZM115 138V137H114ZM113 138V139H114ZM128 138V137H127ZM134 138V137H133ZM147 138V137H146ZM148 138H150V137H148ZM170 138H172V137H170ZM190 138V137H189ZM205 138L207 139V137L205 136ZM208 138V139H209ZM12 139V138H11ZM92 139V138H91ZM117 139V138H116ZM142 139V142H143V139L145 140V138L143 137V138H140V140ZM163 139V138H162ZM162 139H160L161 141L160 142H162ZM169 139V138H168ZM194 139V138H193ZM192 139V140H193ZM86 140V139H85ZM118 140V139H117ZM127 140V139H126ZM139 140V139H138ZM137 140V141H138ZM147 140V139H146ZM154 140V139H153ZM175 140V139H174ZM191 140V139H190ZM189 140V141H190ZM44 141V140H43ZM43 141H41L42 143H43ZM90 141V140H89ZM92 141H93V139H92ZM103 141V142H102ZM113 141H115L116 142V140L114 139ZM129 141V140H128ZM157 141H158V139H157ZM170 141V140H169ZM182 141V140H181ZM22 142H23V140L22 139H18V138H13V140H12V143L14 144L13 145V147H15V145H17V147L19 148V146L20 145H22ZM45 142V143H46ZM121 142V141H120ZM142 142H141V145H142ZM159 142V143H160ZM196 142V141H195ZM198 142H200V140L198 139ZM202 142V141H201ZM49 143V144H50ZM52 143H54V142H52ZM91 143V142H90ZM93 143V142H92ZM94 143V144H95ZM134 143V142H133ZM143 143H145V141L143 142ZM154 143L156 144V140L154 141ZM154 143H152V145H154ZM182 143V142H181ZM183 143H185V142H183ZM186 143H188V142H186ZM190 143V142H189ZM203 143V142H202ZM257 143V142H256ZM120 144V143H119ZM124 144V143H123ZM130 144H132V143H130ZM130 144H128V145H130ZM140 144V143H139ZM151 144V143H150ZM200 144V143H199ZM48 145V144H47ZM54 145V144H53ZM79 145V144H78ZM82 145V144H81ZM99 145V144H98ZM115 145V144H114ZM125 145V144H124ZM124 145H122V146H124ZM141 145H140V147H141ZM145 145V144H144ZM161 145V144H160ZM258 145V144H257ZM121 146V145H120ZM137 146V145H136ZM180 146V145H179ZM48 147H50V146H48ZM76 147V146H75ZM83 147V146H82ZM87 147V146H86ZM132 147V146H131ZM149 147V146H148ZM10 148V147H9ZM46 148L47 147H43L42 146V151L40 152V157L43 155V156H45V154H47L46 153ZM89 148V147H88ZM133 148V147H132ZM136 148V147H135ZM142 148V147H141ZM144 148V147H143ZM150 148V147H149ZM181 148V147H180ZM11 149H13V148H11ZM17 149V148H16ZM22 149V148H21ZM123 149V148H122ZM145 149V148H144ZM143 149V150H144ZM257 149V148H256ZM256 149H254V151H256ZM126 150V149H125ZM130 150V149H129ZM173 150V149H172ZM179 150V149H178ZM58 151V149H57V146H56V144L54 145V146H52L51 145V148L49 149V152H48V150H47V152H48V154L49 153H56ZM181 151V150H180ZM188 151V150H187ZM20 152V151H19ZM33 152V151H32ZM60 152V151H59ZM155 152V151H154ZM183 152V151H182ZM199 152V151H198ZM197 152V153H198ZM130 153V152H129ZM255 153V152H254ZM77 154V153H76ZM253 154V153H252ZM52 155V154H51ZM51 155H49L50 157L48 158V156L47 157H43V158H40V160H39V162H38V165H37V169H36V177L37 178H41V177H43V178H45V177H47L48 178V173L50 172V173H52V165H50L52 162L50 161V159H51ZM55 154H53V156H54ZM60 155V154H59ZM179 155H180V152H179ZM191 155V154H190ZM198 155V156H197ZM256 155H258L257 154V152H256ZM8 156V155H7ZM25 156V155H24ZM53 156H52V158H53ZM96 156V155H95ZM187 156V155H186ZM194 156V155H193ZM13 157V156H12ZM63 157V156H62ZM91 157V156H90ZM192 157V156H191ZM190 157V158H191ZM11 158V157H10ZM18 158V157H17ZM60 158H61V156H60ZM95 158V157H94ZM145 158H147V157H145ZM174 158V157H173ZM183 158V157H182ZM186 158V157H185ZM75 159H77V158H75ZM88 159V158H87ZM175 159V158H174ZM176 159H177V157H176ZM187 159V158H186ZM192 159H190V160H192ZM250 159V158H249ZM10 160V159H9ZM20 160V159H19ZM34 160V159H33ZM53 160H54V158H53ZM142 160H144V159H142ZM146 160V159H145ZM183 160H185V159H183ZM4 161V160H3ZM55 161H57V160H55ZM54 161V162H55ZM67 161V160H66ZM147 161V160H146ZM175 161V160H174ZM188 161V160H187ZM7 162V161H6ZM51 162V163H50ZM181 162V161H180ZM190 162V161H189ZM59 163V162H58ZM163 163V162H162ZM182 163V162H181ZM53 164V163H52ZM144 164H146V163H144ZM187 164V163H186ZM231 164V163H230ZM239 164V163H238ZM3 165H7V164H3ZM34 165V164H33ZM91 165V164H90ZM175 165V164H174ZM235 165V164H234ZM17 166V165H16ZM47 166V167H46ZM54 166V165H53ZM58 166V165H57ZM93 166V171L91 170L90 171V173L92 174L94 171H95V168L97 167V165H92ZM163 166H165V165H163ZM178 166V165H177ZM3 167V166H2ZM2 167H1V169H2ZM7 167V166H6ZM59 167V166H58ZM80 167V166H79ZM175 167V166H174ZM181 167H183V166H181ZM188 167V166H187ZM237 167V166H236ZM145 168V167H144ZM162 168V167H161ZM173 168V167H172ZM177 168V167H176ZM5 169V167L3 168V170ZM8 169V168H7ZM175 169V168H174ZM187 169V170H186ZM236 169V168H235ZM2 170V171H3ZM10 170V169H9ZM8 170V171H9ZM68 170V169H67ZM191 170H189V172L191 171ZM245 170V169H244ZM65 171V170H64ZM150 171V170H149ZM178 171V170H177ZM176 171V172H177ZM230 170H229V168H228V170H227V172H229ZM0 172H1V170H0ZM6 172V171H5ZM142 172V171H141ZM160 172H161V170H160ZM166 172V171H165ZM169 171H167V173H168ZM226 172V171H225ZM225 172H222V174L223 173H225ZM7 173V172H6ZM76 173V172H75ZM96 173V172H95ZM149 173H151V172H149ZM163 173V172H162ZM178 173V172H177ZM178 173V174H179ZM234 173V172H233ZM232 173V174H233ZM0 174H3V172L2 173H0ZM9 174H10V172H9ZM63 174V173H62ZM80 174V173H79ZM159 174V173H158ZM175 174V173H174ZM177 174V175H178ZM227 174V173H226ZM237 174V173H236ZM83 175V174H82ZM6 176H8V174H3L2 176H0V193L2 194V192H3V189L5 188L3 185L4 184H6ZM51 176H52V174H51ZM74 176V175H73ZM81 176V175H80ZM143 176H144V173H143ZM148 176V175H147ZM227 176H228V174H227ZM57 177V176H56ZM82 177V176H81ZM160 177H162V175H160ZM167 177H168V175H167ZM171 177V176H170ZM64 178V177H63ZM90 178V177H89ZM149 178V177H148ZM151 178V177H150ZM65 179V178H64ZM84 179V178H83ZM173 179V178H172ZM59 180V179H58ZM58 180H56V181H58ZM39 181V180H38ZM69 181V180H68ZM143 181H144V179H143ZM17 182V181H16ZM43 182V181H42ZM81 182H82V180H81ZM172 182H173V184H172ZM174 182L175 183H177V184H175L174 185ZM70 184V183H69ZM170 184H169V187H170ZM7 185V184H6ZM52 185H54V184H52ZM74 185H76V184H74ZM95 185H96V183H95ZM161 185V184H160ZM165 186L167 185V184H164ZM163 185V186H164ZM172 185H174L173 187H172ZM8 186V185H7ZM49 186V185H48ZM56 186V185H55ZM78 186V185H77ZM19 187V186H18ZM162 187V186H161ZM205 187V188H204ZM32 188V187H31ZM50 188V187H49ZM163 188V187H162ZM174 188V191L172 190ZM233 188V187H232ZM231 188V189H232ZM16 189H17V187H16ZM203 189L205 190V191H203ZM213 189V196H215V198L214 197H212L211 196V194L209 193V192H212V191H210V190H212ZM230 189V188H229ZM47 190V189H46ZM170 190H172V191H170ZM23 191V190H22ZM52 191H54V189L52 190ZM227 191V192H226ZM24 192V191H23ZM29 192V191H28ZM36 192V191H35ZM45 192V191H44ZM162 192H166V190L165 191H162ZM16 193V192H15ZM50 193V192H49ZM168 193H166V198L165 199H167V197L168 196H170ZM0 194V195H1ZM17 194V193H16ZM45 194H46V192H45ZM47 194H48V192H47ZM164 194V193H163ZM26 196L25 197H28L29 196V194L28 193H26L25 194ZM243 195V194H242ZM16 196V195H15ZM24 196V195H23ZM31 196V195H30ZM46 196V195H45ZM210 196V197H209ZM244 196V195H243ZM24 197V198H25ZM164 197V196H163ZM171 197V196H170ZM189 197H193V199L191 200ZM209 197V198H208ZM225 197V196H224ZM233 197V196H232ZM18 198V197H17ZM173 198V197H172ZM181 198V199H180ZM15 199V198H14ZM23 200V198L21 197V198H19V201H18V203L21 201L22 202V200ZM169 199V198H168ZM225 199V198H224ZM223 199V200H224ZM173 200H174V198H173ZM173 201V204L175 203H179V202H177V201ZM191 200V201H190ZM16 201H17V199H16ZM25 201V200H24ZM171 201H172V199H171ZM3 202V201H2ZM163 202H164V200H163ZM166 202V201H165ZM164 202V203H165ZM17 203V204H18ZM167 203V202H166ZM170 202H168V204H169ZM172 203V202H171ZM170 203V204H171ZM179 203V204H180ZM1 204V203H0ZM9 204V203H8ZM20 204V203H19ZM30 204V203H29ZM168 204H166V205H168ZM174 204V205H175ZM14 205V204H13ZM209 205V206H208ZM172 206V205H171ZM231 206V205H230ZM169 207V206H168ZM173 208L172 209H174V206H172ZM181 207V206H180ZM12 208V207H11ZM186 208V207H185ZM17 209V208H16ZM55 209V208H54ZM165 209V208H164ZM182 209V208H181ZM238 209V208H237ZM19 210V209H18ZM168 210V209H167ZM204 210V209H203ZM219 210V209H218ZM218 210H216V211H218ZM235 210V209H234ZM172 211V210H171ZM178 211V210H177ZM187 211V210H186ZM213 211V210H212ZM233 211V210H232ZM181 212V211H180ZM9 213V212H8ZM7 213V215H9ZM15 213V212H14ZM84 213V212H83ZM187 213V212H186ZM223 213V212H222ZM221 213V214H222ZM225 213V212H224ZM81 214H82V212H81ZM200 214V213H199ZM205 214V213H204ZM14 215V214H13ZM202 215V214H201ZM226 215V214H225ZM229 215V214H228ZM224 216V215H223ZM1 217V216H0ZM15 217V216H14ZM86 217V216H85ZM88 217V216H87ZM218 217V216H217ZM4 218V217H3ZM7 219V218H6ZM5 219V220H6ZM167 219V218H166ZM165 219V220H166ZM182 219V218H181ZM229 219V218H228ZM228 219H226V220H228ZM4 220V219H3ZM8 220V219H7ZM48 220H49V218H48ZM161 220V219H160ZM164 220V221H165ZM34 221V220H33ZM146 222H148V221H146ZM37 223V222H36ZM178 223V222H177ZM222 223V222H221ZM3 224V223H2ZM144 224H146V223H144ZM157 224V223H156ZM155 224V225H156ZM214 224V223H213ZM1 225V224H0ZM31 225V224H30ZM190 225H192V226H190ZM212 225V224H211ZM229 225V224H228ZM4 226V225H3ZM45 226V225H44ZM146 226V225H145ZM223 226V225H222ZM150 227V226H149ZM148 227V228H149ZM180 227V226H179ZM92 228V227H91ZM150 228H152V227H150ZM37 229V228H36ZM155 229V228H154ZM13 230V229H12ZM51 230V229H50ZM167 230V229H166ZM18 229H16L15 230V232L17 233V234H19L18 232ZM20 231L22 232V231H24V230H21L20 229ZM19 231V232H20ZM181 231V230H180ZM191 231V230H190ZM192 231H193V229H192ZM13 232V231H12ZM16 233H14V234H16ZM167 233V232H166ZM181 233V232H180ZM16 234V235H17ZM188 234V233H187ZM167 235V237L170 235V237H171V233L169 232V233H167L166 234ZM177 235V234H176ZM181 235V234H180ZM184 235V236H185ZM41 236V235H40ZM179 236V235H178ZM181 236H183V235H181ZM187 236V235H186ZM175 237V236H174ZM176 238V237H175ZM163 239H165V233L163 232V230H161V229H159V227H158V229H156L155 231H152V233H151V235L148 237V238H146V241H144L145 243H144V246H143V244L141 243L140 245H137L136 246V248L138 247H151V246H153V245H151V243L153 242V241H156V240H163ZM183 239H185V237H183ZM182 239V240H183ZM188 239V238H187ZM190 239V238H189ZM174 240L175 239H173V242H174ZM177 240V239H176ZM176 240H175V242H176ZM160 241V242H161ZM170 241V240H169ZM169 241H164V244L163 243H161V244H163V245H160L159 247H157V248H159L160 250L162 249V250H168V247H170L171 248V244H173V242H172V240L169 242ZM142 242V241H141ZM157 242V241H156ZM172 242V243H171ZM0 244H1V242H0ZM176 244V243H175ZM174 245V244H173ZM173 247V246H172ZM4 248V247H3ZM6 248V247H5ZM169 248V249H170ZM144 249V248H143ZM174 249V248H173ZM164 251V254H165V256L167 257V256H169V253L171 252H168V251ZM172 250V249H171ZM15 251V250H14ZM14 251H13V253H14ZM159 251V250H158ZM12 253V252H11ZM12 253V254H13ZM161 253H162V251H161ZM3 254V253H2ZM7 254V253H6ZM18 254V253H17ZM3 255H5V254H3ZM10 255V254H9ZM171 255V254H170ZM11 256V255H10ZM16 256V255H15ZM17 257V256H16ZM138 257V256H137ZM165 257V258H166ZM3 258V257H2ZM132 258V257H131ZM170 258V257H169ZM13 259V258H12ZM21 259V258H20ZM9 260H10V258H9ZM16 260V258H14V261ZM18 260V259H17ZM13 260H12V262L11 263H13L14 262ZM168 262V261H167ZM175 263H173V264H176V261H174ZM11 263H9V264H11ZM2 264V263H1ZM166 264H170V263H166Z\"/></svg>",
    "mask_w": 264,
    "mask_h": 264
}]
</instances>
